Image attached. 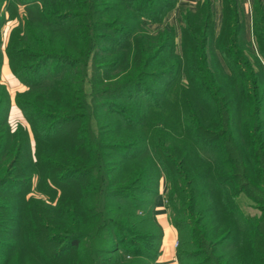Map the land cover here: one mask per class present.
Masks as SVG:
<instances>
[{
	"label": "trees",
	"instance_id": "obj_1",
	"mask_svg": "<svg viewBox=\"0 0 264 264\" xmlns=\"http://www.w3.org/2000/svg\"><path fill=\"white\" fill-rule=\"evenodd\" d=\"M177 2L0 0V264H155L164 177L179 264H264V5L257 51L237 0L219 32L203 0L178 53L149 29ZM4 52L34 145L9 122Z\"/></svg>",
	"mask_w": 264,
	"mask_h": 264
},
{
	"label": "crops",
	"instance_id": "obj_2",
	"mask_svg": "<svg viewBox=\"0 0 264 264\" xmlns=\"http://www.w3.org/2000/svg\"><path fill=\"white\" fill-rule=\"evenodd\" d=\"M203 0H178L176 6L167 13L169 17L174 22L182 24V13L186 10L195 11L200 5V2ZM211 3V8L213 12L214 25L216 32L220 31L221 25L224 21L225 16V0H209ZM264 5V0H262ZM253 4L254 0H237L239 20L244 25L245 36L251 44V48L255 51L258 49V44L256 37L253 33ZM166 17V16H165ZM3 74H7L11 79V72L8 67L4 66L3 63ZM13 79V78H12ZM12 80V83L16 82ZM165 191V179L162 178L161 181V195L156 200L155 203V216L159 224L163 229V240L161 246V253L157 258L155 264H179L177 257V240L178 233L175 227L172 225L169 218V211L163 196Z\"/></svg>",
	"mask_w": 264,
	"mask_h": 264
},
{
	"label": "rangeland",
	"instance_id": "obj_3",
	"mask_svg": "<svg viewBox=\"0 0 264 264\" xmlns=\"http://www.w3.org/2000/svg\"><path fill=\"white\" fill-rule=\"evenodd\" d=\"M22 9V7H21ZM18 23L17 19H11L9 21H7L3 27V49L5 51V46L8 42L9 36H10V32L12 30V28ZM149 29L150 31L157 33L161 30L164 29H174L175 31V44H176V49L178 53H182L183 49H182V24L178 23V22H174L173 20H171L169 17H164V19L162 21H158V22H151L149 24ZM4 58H3V63L4 66L8 67L9 71L11 72V76L13 79H15L14 81L16 82L15 84L12 83V78L10 79L8 77L7 74H3V68H1V76H2V81L3 83H5V85L7 86L9 93H10V97H11V107H10V112H9V122L11 124L12 127H16L18 124H22L23 126H25L26 128H28L29 132H30V126H29V122L27 121L26 117L23 114V111L20 109V107L16 104V96L18 93L26 90V85L24 83L21 82V80L16 77L13 72L11 71L10 65H9V58L8 55L6 54V52H4ZM221 58V57H220ZM3 67V64H2ZM182 81H186L185 77H182ZM68 125L66 127H64L63 129L65 130V132L67 133H71L73 132L76 128H77V124H74V122L71 123H67ZM31 134V140L32 143L34 145L35 141H34V137ZM60 135H64V132ZM165 179V177H164ZM38 183L35 182L32 190V194H37L39 193L40 190H38L36 187ZM62 186L59 188L58 190V195L61 194L62 192ZM167 190V184H166V179H165V191ZM238 201L241 204V206L243 207V209L250 213V214H259L260 213V208L257 207L254 202L249 199V197H247L244 193L240 194V196L238 197ZM178 243V240H177Z\"/></svg>",
	"mask_w": 264,
	"mask_h": 264
}]
</instances>
